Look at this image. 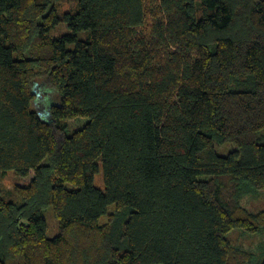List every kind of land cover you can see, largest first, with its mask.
<instances>
[{"label": "trees", "instance_id": "1", "mask_svg": "<svg viewBox=\"0 0 264 264\" xmlns=\"http://www.w3.org/2000/svg\"><path fill=\"white\" fill-rule=\"evenodd\" d=\"M64 1L0 0V264H264V0Z\"/></svg>", "mask_w": 264, "mask_h": 264}, {"label": "rangeland", "instance_id": "2", "mask_svg": "<svg viewBox=\"0 0 264 264\" xmlns=\"http://www.w3.org/2000/svg\"><path fill=\"white\" fill-rule=\"evenodd\" d=\"M70 1H64L61 4L62 10H66L70 7ZM65 27L63 25L58 27V32L63 31ZM37 87L35 89V98L33 101L34 107L42 114L41 116L48 120L50 117L49 109L51 104L56 102L57 98V92L54 90V88L51 87L50 84L44 81H38ZM86 121V119H81V122L79 123V120H71L70 124L68 126V133H71L76 128H79L82 126V124ZM233 148V144L231 143H225L221 145H215V150L219 154H226L228 151H230ZM99 174L95 175V184L97 186H100L99 184ZM26 179H23L25 181ZM15 181V178L11 172H7L1 179V185L4 187H10L12 186L13 182ZM22 181V180H21ZM248 197H245L242 201V204L244 206H251L252 208H261L264 206V199L259 198L255 201H249ZM246 206V208H248ZM249 209V208H248ZM252 210V209H250ZM44 215L46 219V236L47 237H53L58 233L57 228V222L53 215V212L50 207H47L44 209ZM227 238L232 243H238L240 245H243L244 247H250L254 248L256 252L259 254L261 249L260 245L263 244L264 246V238L261 235H253L252 233H244L239 229H235L231 231Z\"/></svg>", "mask_w": 264, "mask_h": 264}]
</instances>
